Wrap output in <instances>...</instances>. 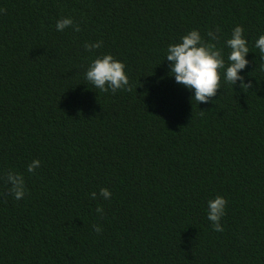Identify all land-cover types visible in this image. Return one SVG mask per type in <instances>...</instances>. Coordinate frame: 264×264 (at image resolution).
I'll return each instance as SVG.
<instances>
[{
    "label": "trees",
    "instance_id": "1",
    "mask_svg": "<svg viewBox=\"0 0 264 264\" xmlns=\"http://www.w3.org/2000/svg\"><path fill=\"white\" fill-rule=\"evenodd\" d=\"M62 17L79 31H57ZM236 25L249 48L242 81L221 70L197 103L165 50L213 31L227 65ZM260 34L264 0H0V264H264ZM105 53L125 64L126 89L85 79ZM9 171L23 175L20 200ZM217 195L220 232L205 211Z\"/></svg>",
    "mask_w": 264,
    "mask_h": 264
},
{
    "label": "clouds",
    "instance_id": "2",
    "mask_svg": "<svg viewBox=\"0 0 264 264\" xmlns=\"http://www.w3.org/2000/svg\"><path fill=\"white\" fill-rule=\"evenodd\" d=\"M73 25L70 17H62L56 21L57 31H63L66 27ZM74 31H79L78 25H73ZM244 29L236 25L231 30V35L224 41V45L230 49L227 55V65L223 50L217 47L216 41L219 40L216 32L208 31V40H205L200 31L192 29L179 37V40L168 44L165 50V60L169 62V75L174 78L175 83L184 86L192 93V98L196 102H208L210 97L216 94L221 79V70L225 81L234 84L237 80L242 81L240 71L249 63L246 59L249 53L247 40L244 37ZM102 46V41L86 43L85 49L91 51ZM254 47L261 53L264 60V34H260L255 40ZM85 79L101 92L112 91L128 87V77L125 72V64L115 59L110 53L96 56L89 63L85 71ZM241 87L247 89L251 83ZM40 166L39 159H33L27 165L29 173L34 172ZM7 182L10 191L16 200L24 197L26 189L23 175L18 172L9 171ZM99 195L105 200L110 199L111 192L107 188H101ZM96 192L90 193V198L95 199ZM226 199L217 195L206 202V217L211 222L214 231H223L220 221L225 215ZM96 212L103 214V209L97 206ZM100 231L98 226L95 227Z\"/></svg>",
    "mask_w": 264,
    "mask_h": 264
}]
</instances>
